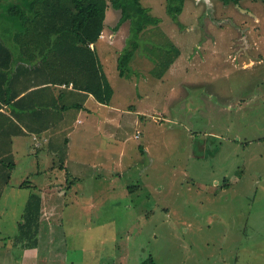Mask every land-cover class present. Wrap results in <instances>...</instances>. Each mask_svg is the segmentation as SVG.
Returning a JSON list of instances; mask_svg holds the SVG:
<instances>
[{
    "label": "rangeland",
    "instance_id": "374dc122",
    "mask_svg": "<svg viewBox=\"0 0 264 264\" xmlns=\"http://www.w3.org/2000/svg\"><path fill=\"white\" fill-rule=\"evenodd\" d=\"M222 1L185 0L175 18L168 0H141L157 21L139 33L128 20L116 30L121 10L109 3L94 47L114 104L145 114L95 109L99 131L69 107L53 150L17 159L0 185V264H264V0ZM0 25L17 54V27ZM106 115L117 116L115 138ZM60 179L64 188L42 190ZM32 193L36 243L20 229Z\"/></svg>",
    "mask_w": 264,
    "mask_h": 264
},
{
    "label": "trees",
    "instance_id": "16d2710c",
    "mask_svg": "<svg viewBox=\"0 0 264 264\" xmlns=\"http://www.w3.org/2000/svg\"><path fill=\"white\" fill-rule=\"evenodd\" d=\"M184 2L168 0V10L172 16L176 18L182 12ZM109 3L121 10L116 30L128 20L130 29L133 30L135 25L134 31L139 33L147 23L157 21L141 0H0V8L3 9L0 10V19L5 17L9 25L17 27L8 42L14 39L19 45L16 54L12 44L4 45L2 42L5 40L0 36V65L4 66L1 69L6 65L8 69L12 64H22L26 73L32 65L45 64L51 82L72 83L75 88L93 94L100 102L109 103L114 90L96 48L90 46V43L95 44L100 39V33L105 30ZM20 36L22 44L19 42ZM132 51L130 48L119 56V68L124 67ZM4 70L8 78L11 69ZM7 78L5 91L11 92ZM20 185H29V180ZM41 204V196L32 193L20 222L22 235L35 243L41 226ZM141 264H155V261L151 257Z\"/></svg>",
    "mask_w": 264,
    "mask_h": 264
},
{
    "label": "crops",
    "instance_id": "0c3cea01",
    "mask_svg": "<svg viewBox=\"0 0 264 264\" xmlns=\"http://www.w3.org/2000/svg\"><path fill=\"white\" fill-rule=\"evenodd\" d=\"M112 37L109 38L111 39ZM99 59L105 71V64L101 61L100 56ZM177 63H173L172 68L176 69ZM46 66L41 63L36 66L32 65L25 73L22 64L20 66L12 64L8 69L6 65V70L11 69L7 78L5 68L1 69L4 66L0 65V185L10 183L12 170L17 164V159H20L22 155L34 154L37 159L47 145H49L48 149H52L55 124L65 117V112L69 107L77 108V113L75 114V121L77 122H84L85 119L93 115L92 118L94 119L96 130L100 129L101 120L97 118V114L94 112L95 109L108 108L110 106L114 108V112L136 113V115L145 114V112L141 111V106H133L132 104L119 106L114 104L115 88L106 71L105 73L114 90L109 103L100 102L93 94L75 88L72 83L67 85L51 82L49 69ZM6 78L9 81L8 85L11 84L12 87L11 97L3 96L6 92ZM116 117L111 115L103 117L105 122H114L112 124L114 126V138L116 136L115 131L120 128L118 123H115ZM132 117L133 115H131ZM97 121H99L98 125L96 124ZM135 122H137V117H135ZM136 135L138 136V134ZM71 139L68 136L69 150ZM142 145L140 146L141 150L143 149ZM125 152V150L122 151L123 155L126 154ZM68 154L69 152L66 153V157L63 159L62 169L71 167L70 158L72 157L68 158ZM80 163L85 164V162ZM115 163L117 164L116 167L121 171L124 162L117 161ZM96 165L102 166L95 162L92 167ZM66 173L68 174L69 170H66ZM72 174L75 176L74 178L81 179L82 172L80 170L75 169ZM62 182L61 179L52 183L51 181L44 182L42 190L52 191L55 189V184H59L62 186L61 188H64ZM32 260L31 258L30 261Z\"/></svg>",
    "mask_w": 264,
    "mask_h": 264
},
{
    "label": "flooded vegetation",
    "instance_id": "af4514ba",
    "mask_svg": "<svg viewBox=\"0 0 264 264\" xmlns=\"http://www.w3.org/2000/svg\"><path fill=\"white\" fill-rule=\"evenodd\" d=\"M222 2L224 3V4L222 3L224 6L229 7L230 5L228 6V4L230 3H233L235 6H240L241 3L246 4L247 0H223Z\"/></svg>",
    "mask_w": 264,
    "mask_h": 264
},
{
    "label": "built area",
    "instance_id": "2783aa9c",
    "mask_svg": "<svg viewBox=\"0 0 264 264\" xmlns=\"http://www.w3.org/2000/svg\"><path fill=\"white\" fill-rule=\"evenodd\" d=\"M105 35H106V33L104 31H102L100 33V38L104 39L106 37ZM109 37H112V34H110ZM90 46L93 48L94 47V43H90Z\"/></svg>",
    "mask_w": 264,
    "mask_h": 264
}]
</instances>
